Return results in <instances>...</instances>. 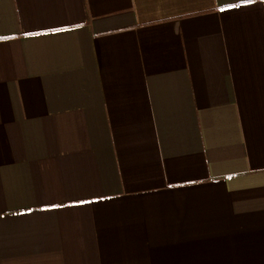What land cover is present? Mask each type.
Segmentation results:
<instances>
[{
  "label": "crops",
  "instance_id": "0c3cea01",
  "mask_svg": "<svg viewBox=\"0 0 264 264\" xmlns=\"http://www.w3.org/2000/svg\"><path fill=\"white\" fill-rule=\"evenodd\" d=\"M0 264H264V0H0Z\"/></svg>",
  "mask_w": 264,
  "mask_h": 264
}]
</instances>
